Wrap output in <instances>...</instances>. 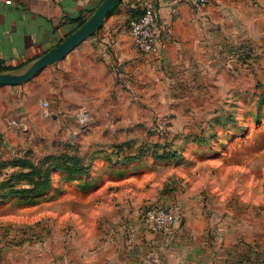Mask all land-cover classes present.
Instances as JSON below:
<instances>
[{
    "label": "crops",
    "instance_id": "0c3cea01",
    "mask_svg": "<svg viewBox=\"0 0 264 264\" xmlns=\"http://www.w3.org/2000/svg\"><path fill=\"white\" fill-rule=\"evenodd\" d=\"M147 1L123 0L101 29L63 59L22 85H0V162L18 156L12 144L79 135L86 126H81L82 114L93 115V104L109 103L111 93L125 86L129 94L137 86L168 96L207 94L213 80L228 69L232 46H246L263 33L264 0H211L201 7L196 0H152L160 15V53L145 56L135 47L125 20L140 13ZM103 2L0 0V60L15 68L12 73L27 70L68 38L80 21L90 19ZM45 100L50 106L43 116ZM91 124V135L101 139L103 131L116 126L102 120ZM57 187L53 184L50 192ZM98 187L82 184L77 191L87 194ZM15 201L0 198L3 206ZM138 213L137 208L116 206L113 214L99 216L78 234L71 232L76 245L69 251L49 244L43 248L23 229L12 235L5 222L0 230V264H264L260 207L248 211L234 202L207 212L186 207L181 222L168 232L149 229ZM216 223L225 230L222 246L209 236V225ZM8 237L14 243L5 242Z\"/></svg>",
    "mask_w": 264,
    "mask_h": 264
},
{
    "label": "rangeland",
    "instance_id": "374dc122",
    "mask_svg": "<svg viewBox=\"0 0 264 264\" xmlns=\"http://www.w3.org/2000/svg\"><path fill=\"white\" fill-rule=\"evenodd\" d=\"M262 27L257 41L248 37L246 46H232L228 69L207 94L168 96L154 89L144 92L142 86L134 93L130 88L129 94L125 86L111 93L109 103L93 104L95 116L82 114L81 126H86L79 135L12 144L18 158L34 162L48 154L77 152L90 169L88 176L72 182L64 172L55 173L58 187L36 203L0 204V230L8 222L12 235L23 229L43 248L49 244L69 251L76 245L71 232L78 234L122 204L137 208L139 216L150 206L207 212L233 202L248 211L264 210V23ZM101 120L116 125L103 131L102 139L92 136L90 128L91 121ZM138 154L142 158L134 159ZM8 165L6 175L12 171ZM85 181L100 187L79 193ZM218 225H209V236ZM5 242L14 243L12 237Z\"/></svg>",
    "mask_w": 264,
    "mask_h": 264
},
{
    "label": "trees",
    "instance_id": "16d2710c",
    "mask_svg": "<svg viewBox=\"0 0 264 264\" xmlns=\"http://www.w3.org/2000/svg\"><path fill=\"white\" fill-rule=\"evenodd\" d=\"M122 2L123 0L117 4L114 10ZM141 12L135 14L133 17L140 15ZM88 20L89 18L80 21L78 26L69 35L74 33ZM13 70L15 68L6 66L0 60V73H12ZM71 153L48 154L37 162L26 157L18 158V156H14V160L9 163H7V160L0 162V175L5 176L4 180L0 182V198L5 200L14 197L20 201L26 200L30 203H36L42 197H45L53 187L55 173L64 172L67 175L66 181H74L77 177L88 176L90 168L83 163L81 156L77 152ZM142 156L143 154H138L134 159H140ZM157 157L162 158L163 156L159 155ZM8 164H10L12 171L6 175V172L3 171L9 166ZM82 184L93 186L94 183L85 181Z\"/></svg>",
    "mask_w": 264,
    "mask_h": 264
},
{
    "label": "built area",
    "instance_id": "2783aa9c",
    "mask_svg": "<svg viewBox=\"0 0 264 264\" xmlns=\"http://www.w3.org/2000/svg\"><path fill=\"white\" fill-rule=\"evenodd\" d=\"M10 2V0H6ZM211 0H196V5L201 7L207 5ZM159 9L154 1L145 3L140 15L129 20L128 28L137 50L145 56H155L160 53L159 42ZM44 114L49 108V101L42 102ZM182 212L178 207L165 208L162 206H150L142 214L143 223L156 232H168L181 222ZM134 232L131 231V240ZM214 238L218 245L222 246L225 241V230L218 225L214 229Z\"/></svg>",
    "mask_w": 264,
    "mask_h": 264
},
{
    "label": "water",
    "instance_id": "95a60500",
    "mask_svg": "<svg viewBox=\"0 0 264 264\" xmlns=\"http://www.w3.org/2000/svg\"><path fill=\"white\" fill-rule=\"evenodd\" d=\"M121 0H104L93 16L63 42L46 52L22 73H0V85L17 86L33 79L39 72L63 59L73 49L95 34L103 26L108 14Z\"/></svg>",
    "mask_w": 264,
    "mask_h": 264
}]
</instances>
